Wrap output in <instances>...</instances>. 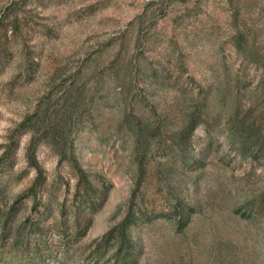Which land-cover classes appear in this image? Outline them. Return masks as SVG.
<instances>
[{
  "label": "rangeland",
  "instance_id": "rangeland-1",
  "mask_svg": "<svg viewBox=\"0 0 264 264\" xmlns=\"http://www.w3.org/2000/svg\"><path fill=\"white\" fill-rule=\"evenodd\" d=\"M262 63L264 0H0V157L17 141L0 165V264H264V152L242 156L229 128L238 108L264 129ZM69 91L91 208L69 163L19 131ZM201 103L185 164L179 136ZM138 124L158 133L137 139ZM131 213L121 255L111 236ZM22 227L41 262L7 234Z\"/></svg>",
  "mask_w": 264,
  "mask_h": 264
},
{
  "label": "trees",
  "instance_id": "trees-1",
  "mask_svg": "<svg viewBox=\"0 0 264 264\" xmlns=\"http://www.w3.org/2000/svg\"><path fill=\"white\" fill-rule=\"evenodd\" d=\"M251 57H253V55L245 56L247 59ZM260 67L262 68L263 73L260 83L262 84V82H264V63H262ZM75 102H77V97L74 95L73 91L67 92L57 108H53L51 110L49 104H47L43 106L41 112H36L31 116H27L20 123L19 131H30L33 136H36L37 134L41 135V137H43V141H45L47 144H51V147L59 155L60 160H66L69 163L71 168L77 173V182L75 187L77 194L80 195L81 203L88 205L89 208H91L93 203H90V201L94 187L91 181L87 178L85 171L80 167L77 159L74 157V148L72 142L70 141L72 107ZM237 111L238 108L236 110L237 114L229 121L231 141L238 146L239 152L242 154V156L251 150L264 152V129H259V126H254L255 123H253V121H248L246 117L239 119L237 116L239 112ZM209 112L210 111L206 103H201L199 106L195 107V109L189 115L185 132L179 136L178 142L181 147V153H179V155L181 161L185 164H188L187 159L189 157V149L187 146L189 144V139L199 126L210 119ZM157 133L158 130L156 128H150L148 126H141L138 124L135 131V137L138 139L145 135L153 136ZM16 144L17 141L15 140V137H12L10 146L0 157V165H10V153L11 150H13V147H16ZM34 152V145L30 143L26 151V158L29 166L35 168L37 171V175L31 186L26 190L25 197L32 201V205L36 210V207L39 205L40 195L45 191V179L37 165ZM13 216V212H9L8 214L4 215V224H11ZM134 216L135 214L131 213L125 219L124 223L116 230L115 236H111V238L117 240V249L120 250L119 254L121 255L124 254V251L126 250L125 247L129 245L130 239L128 237V228L136 221L137 218ZM76 220L79 221V219ZM77 225H79V223H77ZM25 232V229L22 227L19 228L18 231H10V233L7 234L11 235L12 233V236H14L15 242L17 244L16 246L23 245V257L27 259L28 262H33V260L41 262L43 255L40 252V247L30 250L27 237L28 234ZM96 248L98 252L100 250V246H97ZM26 264L30 263H27L26 261Z\"/></svg>",
  "mask_w": 264,
  "mask_h": 264
}]
</instances>
